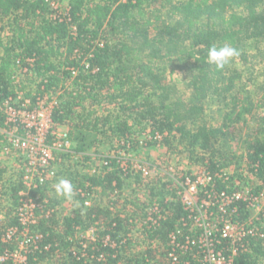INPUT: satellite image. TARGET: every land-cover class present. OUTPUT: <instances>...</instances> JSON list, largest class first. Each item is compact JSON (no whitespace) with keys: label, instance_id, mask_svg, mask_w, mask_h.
Segmentation results:
<instances>
[{"label":"trees","instance_id":"obj_1","mask_svg":"<svg viewBox=\"0 0 264 264\" xmlns=\"http://www.w3.org/2000/svg\"><path fill=\"white\" fill-rule=\"evenodd\" d=\"M69 5V18L53 21L46 0H0V18L12 22L13 33L7 42L0 36V104L17 97V91L32 100L36 95H53L54 120L68 128L74 153L86 162L101 142L113 139L118 143L116 151L127 146L130 151L141 145L138 136L147 134L151 140L145 146L163 144L173 152L183 147L192 161L212 175L227 173L236 164V174L228 180L216 179L217 189L230 193L243 189L241 185L248 181L243 173L248 172L255 183H261H254L251 194L261 196L264 116L255 118L260 133L249 138L239 157L228 155L220 142L231 139L242 120L249 126L246 118L264 108V94L255 103L251 91L241 88L242 72L228 64L218 70L208 63V52L213 46H230L247 67L251 54L239 50L254 46L264 62V0H71ZM71 26L77 28L76 35ZM20 65L28 73L16 84ZM176 71H186L192 92L187 102L175 96L174 85L165 82L167 73ZM259 75L264 79V69ZM259 90L264 91V81ZM211 102L230 109L220 126L203 122ZM4 127L0 112V129ZM6 146L0 133V153ZM60 158L70 161L72 155ZM101 160L108 165L102 166L100 174L83 176L74 189L77 203L68 213L59 214L58 199L46 198L47 187L31 192L38 203L47 201V210L55 211L32 226L40 238L28 264H163L166 251L160 259L152 247L129 253L136 224L115 210V198L122 194L125 179L134 174L130 169L125 172L118 158ZM135 177L142 182L140 174ZM9 183L15 209L7 212L5 229L21 230L17 209L25 187L22 180ZM169 195L176 199L173 192ZM164 200L160 202L169 211L166 218L157 228L146 229L145 235L167 250L170 233L186 213L176 202L167 205ZM238 207V220L247 222L246 204L240 202ZM257 225L264 233V215ZM94 228L96 241L77 237ZM250 243V250L240 253L234 264H264V238ZM9 249L13 245L0 238V256ZM180 264L198 263L186 256Z\"/></svg>","mask_w":264,"mask_h":264},{"label":"built area","instance_id":"obj_2","mask_svg":"<svg viewBox=\"0 0 264 264\" xmlns=\"http://www.w3.org/2000/svg\"><path fill=\"white\" fill-rule=\"evenodd\" d=\"M49 6L48 18L53 21H64L69 18L70 1L63 10L66 0H46ZM71 33L77 34V28L71 26ZM29 62H34L30 59ZM16 84L28 73V69L19 66ZM17 97L10 98L0 104V112L5 117V127L0 133L5 135L7 146L0 153H15L20 159L18 170L25 190L20 192L21 205L17 209L20 228H8L2 241L14 245L0 256L4 264H28L29 255L38 249L37 235L32 226L36 225L42 216H50L55 210H47V201L38 203L31 196L37 189H45L51 181L59 178L55 166L60 164L61 154L74 153V144L68 131H62L63 125L54 120V109L57 100L53 95H36V99L26 98L23 92L17 91ZM157 139H161L158 136ZM144 144V143H143ZM129 149V146L126 148ZM118 158L120 167L127 172L140 174L143 178H151L150 168L141 164H133L132 159L123 157L122 154L113 156ZM104 165H108L103 161ZM132 169V170H131ZM230 174L212 175L206 170L200 171L195 176H186L177 181L173 192L176 199L165 195L164 203L169 205L176 202L186 213L178 221V226L168 237V249L159 242H150L145 235L146 229L157 228L160 221L165 219L168 210L163 207L160 199H153L151 203L141 207L138 223L133 229L139 236V242L146 243V247L156 250L157 258H162L161 253L166 251L163 264H180L184 257L190 256L198 264H234L240 253L248 252L251 241L263 239L264 233L257 222L261 220L264 211L259 215H252L258 198L251 194L250 189H241L230 193L229 190L219 191L216 179L228 180ZM85 196V193L83 194ZM36 199H40L38 196ZM244 202L249 211L250 218L247 222L238 220V203ZM86 205H90L87 201ZM132 221V220H131ZM136 224V223H135ZM25 240L21 242V239ZM87 248L86 244H82ZM159 262V261H158Z\"/></svg>","mask_w":264,"mask_h":264},{"label":"rangeland","instance_id":"obj_3","mask_svg":"<svg viewBox=\"0 0 264 264\" xmlns=\"http://www.w3.org/2000/svg\"><path fill=\"white\" fill-rule=\"evenodd\" d=\"M67 4L68 1L66 0L62 5L63 10L66 9ZM163 11L166 13L167 9ZM169 18L170 17H165L164 19L169 21ZM11 23L12 22H9L8 20H2L0 18V36L3 38L4 42H7L9 37H11L13 34ZM240 49V53L244 49L250 52L251 57L249 65L247 67L243 66L240 60L234 56L228 63L229 68L232 67L233 69H237L242 72L243 78L241 80V88L245 87L246 90L251 91L252 98L255 100V103L259 104L264 94L263 90H259V87L262 86L264 81L263 77L259 75L261 69H264V62H262V58L254 46H249L246 48L240 47ZM170 69L171 68H169V71H171ZM165 82L175 86L177 92L175 93V96H181L184 102H187L191 99L192 92L187 87L186 71H176L173 74L168 72L165 77ZM227 112H230V109L224 108L222 105H218V103H208L204 113L203 122L208 125L220 126L222 125L224 116ZM263 116L264 108H259L254 112L253 116H248L246 118L250 122L249 126H245V122L242 120V122L236 126L235 132H233V137L231 139L229 138L226 142H220L222 149H224L228 155L231 153L239 157L243 153V149L246 146V142L249 140V138L255 137L260 133L257 128L260 121L258 122V120L255 118H260ZM138 139L140 140L141 145L136 149H131L130 151L127 149L116 151L115 148L118 147V143L116 140L112 139L99 143L98 147L90 153L91 160L89 162L84 161L82 155H77L74 158L72 157L70 161L67 159L63 160L60 164L55 166L56 171H58L59 178L57 180L51 181L47 186V191L45 192L46 198L58 199L59 204L57 205V209L59 214L68 213L74 207V204L77 203L74 200L75 192L72 199L57 196L54 185L58 183L60 179H66L72 183L73 189H75V186L83 181V176L87 174L94 175L96 173H101L102 166L104 165L103 161L101 160L102 157H113L119 153L122 154L123 157L132 159L133 164L139 163L146 168H150L151 170V178L145 179L141 176V183H138L137 178L135 177V175L138 173H132L134 175L129 179H125L124 181V190L122 194L117 195L115 198V200L118 201L116 206L117 208L115 210H121L123 212V216L126 215L130 217L132 220L131 222H134L137 225L139 222L138 218L141 214V207H143L144 204L149 202L151 203L153 199H163L165 195L175 191L177 187V184L175 186V183L177 181H181L186 176H195L199 174L200 171H203V167L200 164L192 161L189 157V153L183 147H179L177 152H173L163 144L145 146L143 143H145L147 140H151V136L147 134L138 136ZM18 156L19 155L15 153L0 154V171H4L0 175L1 239H4L3 236L7 231L5 229V225L7 223V212L11 208L15 209L10 193L9 181L21 180V175L18 170V164H20V159ZM233 162H236V160H233ZM235 165L227 170L228 174L234 175L237 173L238 166ZM244 169L239 170V172L244 171ZM243 174L247 177L248 181H246V183L244 182L241 186H243L244 189H251L254 186L255 179L251 178V176L248 175V172H244ZM238 182L241 183L239 180ZM258 183L261 184L260 182L255 184L257 185ZM161 193H164V195H159ZM258 199L259 200L256 207L252 210L253 216L259 215V213L264 211V192ZM134 204H137L138 206ZM12 215L15 216V213L12 212ZM2 233L4 234L2 235ZM77 237L79 239L96 241L97 230L94 228L88 231H81L77 234ZM131 237L133 238V242L129 247V253L134 251H144L147 249L145 242H139V236L135 230H133ZM23 240H25V237L21 239V242H23ZM44 264H54V262H48Z\"/></svg>","mask_w":264,"mask_h":264},{"label":"clouds","instance_id":"obj_4","mask_svg":"<svg viewBox=\"0 0 264 264\" xmlns=\"http://www.w3.org/2000/svg\"><path fill=\"white\" fill-rule=\"evenodd\" d=\"M236 55H238L237 51L230 46L225 45L221 48L213 46L208 52V63L214 65L220 70L223 69ZM54 188L57 196L72 199L74 195L73 185L69 180L60 179L58 183L54 185Z\"/></svg>","mask_w":264,"mask_h":264},{"label":"crops","instance_id":"obj_5","mask_svg":"<svg viewBox=\"0 0 264 264\" xmlns=\"http://www.w3.org/2000/svg\"><path fill=\"white\" fill-rule=\"evenodd\" d=\"M61 130L64 132V131H68V128L66 127V126H63L62 128H61Z\"/></svg>","mask_w":264,"mask_h":264}]
</instances>
